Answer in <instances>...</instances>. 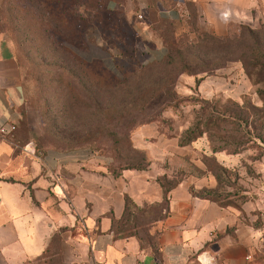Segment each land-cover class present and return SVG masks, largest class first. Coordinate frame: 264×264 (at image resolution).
<instances>
[{
    "label": "rangeland",
    "instance_id": "1",
    "mask_svg": "<svg viewBox=\"0 0 264 264\" xmlns=\"http://www.w3.org/2000/svg\"><path fill=\"white\" fill-rule=\"evenodd\" d=\"M194 9L190 0H1L0 31L26 98L19 132L37 148H85L120 170L145 164L131 136L155 122L183 144L239 150L226 169L203 158L218 185L199 194L223 204L252 199L253 186H264V83L219 57ZM242 25L264 20L225 35ZM222 113L232 118H216ZM37 258L23 264H62L56 249Z\"/></svg>",
    "mask_w": 264,
    "mask_h": 264
},
{
    "label": "crops",
    "instance_id": "2",
    "mask_svg": "<svg viewBox=\"0 0 264 264\" xmlns=\"http://www.w3.org/2000/svg\"><path fill=\"white\" fill-rule=\"evenodd\" d=\"M190 1L215 35L264 20V0ZM25 101L0 31V123L17 129L0 135V264H23L48 246L62 264H264V186L237 204L199 194L218 185L203 158L226 169L240 162L239 150L182 144L152 122L131 136L145 154L142 166L114 170L85 148L35 147L32 154L24 149L32 141L19 132Z\"/></svg>",
    "mask_w": 264,
    "mask_h": 264
},
{
    "label": "trees",
    "instance_id": "3",
    "mask_svg": "<svg viewBox=\"0 0 264 264\" xmlns=\"http://www.w3.org/2000/svg\"><path fill=\"white\" fill-rule=\"evenodd\" d=\"M41 2L50 4V0H39ZM194 6V3L191 2ZM195 7V6H194ZM196 12V8L194 9ZM221 51L219 57H224L227 60H236L242 63L246 75L252 79L254 84L264 83V27L251 28L248 25H242L240 33L237 36L227 35H210L208 36ZM215 66L214 68H217ZM258 95L264 100V88L257 90ZM237 106H240L236 104ZM240 108V107H239ZM264 114V108L261 111ZM216 118L225 120L226 118H232L228 113L215 114ZM240 116V114H239ZM259 139L264 143V136H259ZM191 140L190 138L187 139ZM187 142V141H185ZM180 141V143H185ZM236 150H234L235 152ZM153 247H155L153 245ZM50 246L46 251L38 256V260L45 259L50 253Z\"/></svg>",
    "mask_w": 264,
    "mask_h": 264
},
{
    "label": "built area",
    "instance_id": "4",
    "mask_svg": "<svg viewBox=\"0 0 264 264\" xmlns=\"http://www.w3.org/2000/svg\"><path fill=\"white\" fill-rule=\"evenodd\" d=\"M14 125L12 123H9L7 121L5 122H1L0 123V135H6L8 134L10 131H12L14 129ZM24 149L29 152V153H32L34 154L35 153V145L33 142H28ZM263 206H264V201L262 202ZM202 263V262H201ZM202 264H210V261H206L205 263H202Z\"/></svg>",
    "mask_w": 264,
    "mask_h": 264
}]
</instances>
